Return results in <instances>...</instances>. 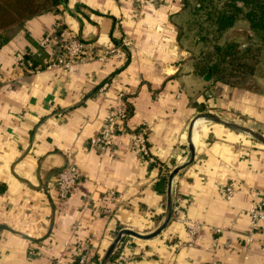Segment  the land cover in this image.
I'll list each match as a JSON object with an SVG mask.
<instances>
[{
    "label": "crops",
    "instance_id": "crops-1",
    "mask_svg": "<svg viewBox=\"0 0 264 264\" xmlns=\"http://www.w3.org/2000/svg\"><path fill=\"white\" fill-rule=\"evenodd\" d=\"M186 9L184 0H66L0 45V264L73 259L81 243L89 244L87 264H99L119 230L154 231L169 173L187 160L189 125L202 112L242 117L264 135V48L250 87L205 79L203 43L189 42L181 22ZM62 28L86 45L85 54L46 68ZM46 34L52 42L43 49ZM122 40L129 43L120 56L98 57ZM20 57L40 71L23 69ZM120 93L125 132L116 135L118 148L99 155L88 141ZM140 127L152 161L131 147ZM191 141L193 160L171 181L182 221L170 219L150 239L122 236L107 264H264V229H252L248 213L264 194V147L207 120ZM70 161L81 179L60 200L52 183ZM110 190L117 198L107 202ZM190 222L200 224L192 241Z\"/></svg>",
    "mask_w": 264,
    "mask_h": 264
},
{
    "label": "trees",
    "instance_id": "trees-1",
    "mask_svg": "<svg viewBox=\"0 0 264 264\" xmlns=\"http://www.w3.org/2000/svg\"><path fill=\"white\" fill-rule=\"evenodd\" d=\"M65 2L66 0H0V45L7 42L10 34L28 19L46 12H55ZM190 2L191 0H184V7L189 8ZM193 12L204 14L211 29L201 37L206 47H202L198 56V65L205 79L212 77L232 86L241 85L246 75L254 72L257 55L264 46V0H195ZM238 18L248 25L246 29H238L239 32L249 41L253 38L257 42L236 44L231 39L221 42L212 41V37L208 39L209 33L217 38L229 32L235 27ZM60 31L58 29L57 32Z\"/></svg>",
    "mask_w": 264,
    "mask_h": 264
},
{
    "label": "built area",
    "instance_id": "built-area-1",
    "mask_svg": "<svg viewBox=\"0 0 264 264\" xmlns=\"http://www.w3.org/2000/svg\"><path fill=\"white\" fill-rule=\"evenodd\" d=\"M147 2L153 3L158 0H146ZM51 36L46 34L39 41L40 48H46L51 44ZM128 41L122 40V42L114 47L106 49L98 57L100 59L105 58L108 55L120 56L122 53L123 47L128 45ZM86 45L82 43L75 35L69 34L68 31L62 29L58 33L57 41L55 44V50L50 51L48 56L44 57L43 64L46 68L54 67H67L73 64L76 61H80L82 56L85 54ZM18 63L22 65L23 69H26L30 72H38L41 67L36 66L33 62L26 60L23 57L18 59ZM118 104L116 107L111 109L108 114L106 121V126L104 129L97 135L92 136L88 144L91 148L96 150L99 155H104L110 150H115L114 147L118 148L120 141L117 140L118 132H125L124 129V120L127 116V109L125 101L122 100V94H118ZM144 127H140L137 131L131 132V147L139 154L142 159L147 161H152V158L149 153L147 145V137ZM81 179V172L78 166L70 161L67 163L55 176V179L52 183L53 188L56 191L57 198L60 200L68 199L74 192L77 184ZM233 189L231 186L226 187L227 198L231 196ZM107 202H111L117 198V195L114 190L108 191ZM102 207V213L108 214V207ZM180 206L179 201L172 199V210L171 217L173 221H182L180 218ZM250 217V225L252 229L258 230L260 228L264 229V194L261 197H258L250 205L248 209ZM181 219V220H180ZM200 228L199 223L190 222L187 225V232L190 235L191 241L193 240L197 230ZM89 244L81 243L79 246L78 254L73 259L66 257H58L52 261L51 264H87L89 256Z\"/></svg>",
    "mask_w": 264,
    "mask_h": 264
},
{
    "label": "water",
    "instance_id": "water-1",
    "mask_svg": "<svg viewBox=\"0 0 264 264\" xmlns=\"http://www.w3.org/2000/svg\"><path fill=\"white\" fill-rule=\"evenodd\" d=\"M199 118H203L204 120H207V121L222 124V125L229 127L233 130H237L240 132L247 133V134L251 135L253 138H255L257 141L264 144V135L260 132L254 131L250 127H246V126L239 125V124L231 122V121H227V120L221 118L220 116L213 114L211 112H202L199 115H197L194 119H192V121L190 122V125H189V131H188L189 153H188L187 160L183 164L174 167L170 171L169 176H168V187H167V195H166L165 214H164V218H163L162 223L154 231L147 233V234L139 233V232H136V231L129 229V228H123V229L119 230L116 237L111 241L108 248L106 249V251H105L104 255L102 256L99 264H107L109 262L112 254H113V251H114L116 245L118 244V242L120 241L122 236L130 235V236H134V237L141 238V239H150V238L160 234L161 231L167 226V224L170 221L171 210H172L171 181H172V178L175 176V174H177V172L180 169L189 165L193 160L194 147H193V143L191 141V133H192V129H193V125H194L195 121Z\"/></svg>",
    "mask_w": 264,
    "mask_h": 264
},
{
    "label": "rangeland",
    "instance_id": "rangeland-1",
    "mask_svg": "<svg viewBox=\"0 0 264 264\" xmlns=\"http://www.w3.org/2000/svg\"><path fill=\"white\" fill-rule=\"evenodd\" d=\"M195 0H191L190 5L188 6L189 8L186 9V12L183 14L182 16V20L181 22L183 23V25L186 26V30L188 31V36L189 38H187V40L189 42H193L195 41V39H197L200 44L203 43V46H198L197 49L199 48L200 50L202 49V47H206L205 43L202 41L201 37H204V35H207L208 32H210V27L208 26V22L205 20V16L204 14H195L196 12H193V5H194ZM222 2V1H221ZM219 2V3H221ZM245 22L243 19L238 18L235 22V28L229 32H225L223 33L220 37H215V35L209 33L208 34V39L210 37H212V41L216 40L218 42L227 40V39H231L232 41H235L236 44H242L245 42H257L256 39H250V41L246 38V36L242 35L238 29H246L247 26H245ZM209 29V30H207ZM216 38V39H215ZM202 42V43H201ZM261 47V45H260ZM264 47L260 48L261 51L259 53V55H257V64L255 66L254 72L252 74H247L245 79L241 82V85L243 86H248L250 87L251 84V76L254 75L255 73H257V71L259 70V66H260V62H261V53H262V49ZM217 115V114H216ZM220 116V115H218ZM221 118L227 120V121H231L234 123H237L239 125H243L246 127H250L253 128L254 131H256L254 129V126H252L250 123H248L247 121L243 120L242 117H237L236 115H232V116H220ZM214 123V122H213ZM244 137H246L247 139H252L253 141H255L256 143H258L260 146L264 147V144H262L261 142L257 141L255 138H253L251 135L244 133V132H240ZM258 132V131H257ZM129 237V235H127ZM132 237V236H131ZM134 237V236H133Z\"/></svg>",
    "mask_w": 264,
    "mask_h": 264
},
{
    "label": "bare ground",
    "instance_id": "bare-ground-1",
    "mask_svg": "<svg viewBox=\"0 0 264 264\" xmlns=\"http://www.w3.org/2000/svg\"><path fill=\"white\" fill-rule=\"evenodd\" d=\"M205 121L206 120H204L203 118H199L195 121V123L193 125L192 139H193V133H194L195 140H197L199 138L200 132L203 128Z\"/></svg>",
    "mask_w": 264,
    "mask_h": 264
}]
</instances>
